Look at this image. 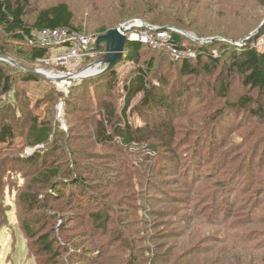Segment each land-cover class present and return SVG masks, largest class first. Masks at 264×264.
Returning a JSON list of instances; mask_svg holds the SVG:
<instances>
[{"label":"rangeland","instance_id":"obj_1","mask_svg":"<svg viewBox=\"0 0 264 264\" xmlns=\"http://www.w3.org/2000/svg\"><path fill=\"white\" fill-rule=\"evenodd\" d=\"M21 1L27 4L25 20L28 24L33 23L41 10L67 3L74 14L73 25L81 30L89 43L80 52L82 61L74 60L64 68L58 67L53 60L58 52L65 50L63 45L49 46L54 48L51 57L33 63L10 54L13 60L35 68L45 77L36 76V81L28 82L24 71L12 65V68L6 69L12 80V90L1 97L2 102H11L6 116L12 120L9 123L6 119L4 123L0 122V132L5 127L6 138V143L0 144V152L9 149L28 157L37 154L39 158L31 177V173L27 175L26 172L22 176L19 167L7 166L4 176L8 181H28L51 162L54 167L61 165L62 168V162L68 160L80 164L79 168L75 166L73 174L80 177L77 180L81 185L72 189L76 196L84 194L81 198L86 203L85 210H77L74 206L77 197L68 201L70 196L67 193V201L62 199L48 203L50 208H64L62 214L66 219L55 218L53 221L56 237H60L62 232V236L72 238L69 244L59 239L61 242L54 246V251L60 257L55 259V254L50 256L51 264H56V261L64 264L62 260L65 258L67 264H125L130 260L132 251L126 253L125 259L121 253L123 242L117 240L120 237L126 240L123 246L129 244L136 251L143 248L155 253L156 246L163 244L166 248L169 244L175 245L178 247L174 252L178 255L188 243L183 241L188 238L189 232L184 234L181 229L184 222L190 221L185 220V214L191 216L190 212L200 213L202 217L205 215L204 221L215 220L219 213L233 221L232 226L252 218L242 227L230 229L224 226V230L218 231V228L190 217L189 225L199 231L194 242L197 244L205 238L207 245H214L213 238L220 236L217 248H225L226 253L229 250H244L247 243L244 239L263 233L264 224L258 222L264 219V94L246 87L237 76L227 82V77L221 72L222 66L230 61V54L223 55L224 51L259 28L264 20L263 8L254 0H223V4L211 7L212 11L206 12V16L229 24L233 30L245 28L246 34L242 37H225L226 40H219L220 44L210 45L198 41L202 38L190 31L187 32L192 34V38L180 32V45L184 51L178 56L171 52L170 45L162 42V46L157 47L140 42L143 47L138 55L125 49L122 61L113 69L115 79H111L105 66L87 73L88 67L106 54L105 44L96 50L97 39L104 35L102 29L109 31L128 23L114 27L104 24L111 20L108 18L110 6L117 0ZM218 1L201 0L199 7L204 8ZM143 24L149 26L145 22ZM146 26L136 30L144 32ZM154 34V31L151 32V35ZM2 40H6L3 42L13 49L28 50L25 44L6 39L0 33L1 43ZM250 44L258 51H264V28ZM203 45L220 61L217 66L210 64L207 57L201 66L197 65L199 48ZM184 60L197 67L200 76L182 75ZM139 69L146 73L147 86L154 85L158 97L166 98L168 105H141L142 95L132 96L131 99L129 94L125 95V88L133 82ZM112 83L114 89L109 91ZM244 98L252 100L250 105L240 104ZM105 102L115 105L120 115L128 102L125 121L133 128L147 127L152 134H145V140L128 147L115 138L113 144L97 142V121L105 110ZM29 112L36 114L40 120L49 113L54 133L49 145L31 147L27 144L25 136ZM163 122L168 124L170 135H166L165 143L168 142L172 154H175L171 158H177L178 162H171V155L167 154L171 152L166 151L167 145H163L161 134L157 132L160 127L166 128L162 127ZM150 146H155L158 154ZM70 164L65 168L70 169ZM61 190L70 192L71 189L68 187L65 191L61 187ZM5 193L7 226L0 230V264H36L35 258L28 254L27 241L17 224V198L8 191ZM99 210L107 216V224L106 231L101 230L96 236V230L90 227V214ZM62 221L68 231L61 230ZM230 237L232 239L228 241ZM257 238L253 244L264 245V237ZM74 242L83 243L81 249L86 251L83 258H76L70 252L69 246ZM101 252L105 253L102 258ZM221 254L224 255V252ZM262 254L255 255L258 263ZM44 255L42 259L46 258Z\"/></svg>","mask_w":264,"mask_h":264},{"label":"trees","instance_id":"obj_2","mask_svg":"<svg viewBox=\"0 0 264 264\" xmlns=\"http://www.w3.org/2000/svg\"><path fill=\"white\" fill-rule=\"evenodd\" d=\"M200 1L201 0H117L112 4V6H110L108 18L111 20L105 21L104 24L108 27H114L113 25L116 24L138 20L145 22L151 27L160 29L170 27L186 32L190 31L196 36L202 38L201 40L214 38L224 40H226V38L237 39L246 34V31H244L245 28L243 27L233 30L229 24L220 22L216 19L212 20L210 17L206 16V12L212 11L210 10L211 7H215L217 4H223V0L206 5L204 8L199 7ZM254 1L260 8L264 9V0ZM26 7L27 4L23 3L21 0H0V33L2 34V37L6 39H13L11 41H15L16 43L25 44L28 48L27 51L23 48L16 50L9 47L10 44L7 45L3 42L6 40H2V43L0 42V58L12 59L10 54H13L15 57L24 58L32 63L38 62V60H44L51 57V51L54 50L52 47L41 46L39 44L38 35L41 31L68 29L70 32H78L81 34V30L73 25L74 14L72 13L70 6L65 2L41 10L38 12L32 24H28L25 20ZM252 21H254V17H252ZM106 32H108L107 29L103 28L102 34L104 33L105 35ZM172 39L174 43L181 47L180 44L182 42V38L180 34L172 33ZM252 39L247 41V43L242 47H236L233 45V47L230 46L224 51L223 55L230 54V61L229 64L222 66L221 72H223L227 77V82H229V80L234 76H237L243 80L246 87L256 90L260 94H264V51L260 52L256 48L250 46ZM212 43L220 44L221 41L209 42L210 45ZM209 44H207V46H209ZM62 45L68 46V43ZM142 47L143 45L140 42H129L126 49L133 51L134 55H138ZM205 48L206 46L204 45L199 48L197 65L201 66L203 59L207 57L210 64L217 66L220 61L217 57L210 54ZM16 62H18V60ZM20 64L30 69H35L25 64ZM16 67L15 69H17ZM151 67L152 64L150 63L149 69H151ZM7 68H12V64L1 59L0 122L3 123L5 119L7 123L12 120L6 116V114H8L6 111L11 108L10 100L2 102L1 99V97L9 94L12 90V80L8 74L9 72L6 71ZM20 69L21 68H19V70ZM205 69H208V66L205 65ZM22 70L23 69L20 71ZM23 71L27 76L26 81H36V75L25 70ZM181 73L184 76H200L198 68L189 63L188 60H184ZM107 75L112 77L111 79H115L113 69L109 71ZM146 81V73L139 69L133 82L125 88V95L129 94V99H131L132 96L142 95L141 105H168V102L166 101L167 99L158 97L154 85H151L149 88ZM113 89L114 86L112 83L109 91H112ZM46 96L48 97V94H46L45 97ZM128 102H126V106L121 112V115L115 105L106 102L104 103L105 110L102 114H100L97 121V142L113 144V140L115 138V140H120L124 147H128L130 145H134L136 142H142L145 140V134H152L147 127L145 129L141 127L133 128L125 121L127 119L126 107H128ZM251 102L252 100L249 98L240 100V104L243 106H248ZM166 107L170 108V106ZM13 114L15 115L16 113L13 112ZM48 115L49 113L46 114L43 120H40L36 117V114L29 112L25 138L27 144L31 147L47 146L50 144L54 133L52 126L49 123ZM167 125V123L163 122L162 127L166 128L160 127L157 132L161 134V142L163 145H167L166 151L171 152V146H169L168 142H166L167 144L165 143V141H167L165 138L166 135L167 137L170 136L167 132ZM4 128L5 127H3L0 132V144L6 143V138L3 132ZM67 143L65 145H67ZM155 148V146H152L150 149H152L154 153L158 154ZM167 154L171 155L170 160L172 163L180 161L176 160L177 158H171L175 156L172 152ZM0 157V230L7 226V211L4 209V202L5 192L8 191V193L10 192L11 194H14L17 198V224L24 233V237L28 244L29 256L35 258L36 264H51L53 262H51L50 256L55 254V259L60 257V254L55 253L54 246L59 244L61 241L69 244L72 241V238L68 235L62 236V232L60 237H56L53 221L55 218L66 219V217L62 214L64 208H55V206H51L50 208L48 203L50 201H60L62 199L67 201L65 193L71 197H68V201L74 200V196H76V194L73 193L74 189L72 188L77 187V185L80 186L81 184L79 183L81 182L78 181L80 177L76 175L74 176L73 173L75 172V166L79 168L80 164L75 160L73 162L68 160L67 162H62L64 165V168H62L61 165L54 167L55 164H52L51 162L46 165L42 171L38 170L28 181L24 180L23 183H14L12 180L8 181V179L5 178L4 174L6 167H19L23 172L22 176L26 173L27 175L28 173H31V175H29V177H31L33 175V170L36 169L35 162L39 159L37 154H35V156L28 157L22 155L20 152L5 149L3 152H0ZM68 164H70L69 167L72 169L65 168V165ZM178 167H181V165H178ZM72 174L73 176H71ZM61 187L65 188V191H67L68 187H70L71 193L62 192ZM245 189L247 188L245 187ZM83 195L84 194L82 193L76 196L77 200L75 201H77V203L74 204V206L77 210H85L86 203H84L81 198ZM88 201L90 200L88 199ZM66 204L71 203L66 202ZM52 212H54V214ZM102 214L103 213H101L100 210L90 214V217L92 218V224H90V227L91 229L94 228L96 230V236L99 231H106L107 216ZM190 215L191 216L185 214V220L191 221L190 217L197 218L198 220H201L204 225H211L216 229L218 228V231H221L222 229L224 230V226H228L230 229H233L234 227L237 228L247 225L252 221V218H249L243 223L236 222L232 226L233 221H230L227 216L223 218L219 213L213 221H204L206 216L204 215L202 217L200 213L197 214L196 212H190ZM190 221L184 222V225L182 226L181 230H183L184 234L189 232V236L183 241H187L188 243L185 244L186 246L183 248L182 253L178 255L174 252V250L178 247L175 245L171 246V244H169V246L165 248L163 244H159L160 246H156L155 253H152V251L148 249L145 251L143 248L136 251V248L134 246H130L129 244L123 246L126 240L124 241L122 237L117 238V240L120 239V241L123 242V252L121 253L125 256V259L126 253H128L129 250L132 251L129 255L130 260L125 261V264H264V245L257 246L256 244H253V241L258 239L257 237H264V231L257 236L250 235L248 238L244 239L243 241L247 242L244 250H235L238 252L229 250L228 253H226L225 248H217L220 246V236L213 238L212 241L214 245H207L206 243L208 242L205 238L196 244V242H194L195 234L199 236V231H195L191 228L189 225ZM258 224H264V219L259 221ZM61 227V230H69V228L67 230L65 223ZM231 237L233 238V236ZM231 237L228 238V241L229 239H232ZM97 239L99 238L97 237ZM152 240H154V238H152ZM82 245L83 243L74 242V244L69 246V250L72 252L74 257L83 258L85 256L86 251L81 249ZM80 250H82V253ZM222 251L224 252V255L221 254ZM134 252L138 253L134 255ZM261 252L263 253V256H261V258L259 257L260 263H258L255 255L260 254ZM43 255L46 256V258L42 259ZM104 256L105 253L101 252L100 257L102 258ZM144 257H147V259ZM62 261L64 264L68 263L67 258ZM56 264H60V262L56 261Z\"/></svg>","mask_w":264,"mask_h":264},{"label":"built area","instance_id":"obj_3","mask_svg":"<svg viewBox=\"0 0 264 264\" xmlns=\"http://www.w3.org/2000/svg\"><path fill=\"white\" fill-rule=\"evenodd\" d=\"M135 28L129 30L127 33L128 38L131 40L130 42H141L145 43L152 47L162 46L161 42L169 46L171 52L175 55H182V51H184L181 47H179L176 43H174L172 39V33H180L176 29L165 30L156 27L146 26V31L141 32L136 30V28L142 27L141 21H135ZM155 32L154 35H151V32ZM38 42L41 46H54V45H63L64 51L58 52L53 59L58 67L64 68L72 61H82L81 51H84L86 46H88V38L84 35L79 34L78 32H70L68 29H60V30H43L38 35Z\"/></svg>","mask_w":264,"mask_h":264},{"label":"water","instance_id":"obj_4","mask_svg":"<svg viewBox=\"0 0 264 264\" xmlns=\"http://www.w3.org/2000/svg\"><path fill=\"white\" fill-rule=\"evenodd\" d=\"M135 23H136L135 21H130L128 23H125L124 25H121L119 28L109 30L105 35L100 36L96 41V50L98 49V47L101 44H105L106 45V54L96 64H93L90 67H88V69L97 68L100 66H105L106 71H111L112 69H114V67L122 61L123 54H124V51L127 47V44L131 41L128 38L127 33L129 30L135 28ZM142 25L146 26L143 23H142ZM263 28H264V20L258 29H256L249 36L243 38L239 44L234 43V45L235 46H242L245 42L250 41L253 37L258 36ZM164 29L165 30H171L174 28L168 27V28H164ZM178 31L181 32L182 34H184V36L192 38V34L185 32V31H181V30H178ZM219 40H221V39L220 38H214V39H204V40H198V41H200L202 43H209V42L219 41ZM2 60H6V61L10 62L12 65L17 66V67H19V68H21V69H23L29 73H32L36 76L45 77L44 74L37 71L36 69H30V68L23 66L20 63L14 61L12 59L2 58Z\"/></svg>","mask_w":264,"mask_h":264},{"label":"bare ground","instance_id":"obj_5","mask_svg":"<svg viewBox=\"0 0 264 264\" xmlns=\"http://www.w3.org/2000/svg\"><path fill=\"white\" fill-rule=\"evenodd\" d=\"M95 72V68H92L91 70L89 69V72L87 74Z\"/></svg>","mask_w":264,"mask_h":264}]
</instances>
